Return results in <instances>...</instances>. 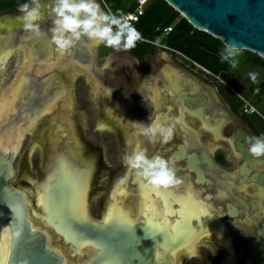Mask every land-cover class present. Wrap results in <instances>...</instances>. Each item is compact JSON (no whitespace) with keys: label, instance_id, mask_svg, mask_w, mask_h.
I'll list each match as a JSON object with an SVG mask.
<instances>
[{"label":"flooded vegetation","instance_id":"af4514ba","mask_svg":"<svg viewBox=\"0 0 264 264\" xmlns=\"http://www.w3.org/2000/svg\"><path fill=\"white\" fill-rule=\"evenodd\" d=\"M152 44L165 50L168 56L161 59L157 65L151 53L138 56L130 49L114 50V54L105 58L103 63L105 65H101L103 69L116 67L119 70L120 76L111 74L109 78L119 85L113 90V96L120 106L125 108V112L121 108L116 110L115 105H109L105 100V93L99 88L98 103L103 113L102 118L100 117L97 122L99 128L96 131L110 134L104 136L105 142L110 150L113 146H117V164L120 165L116 173L109 169L102 174L105 176L101 181L104 185H99L101 191L97 194L98 196L101 194V198L94 200L100 205L99 219L92 217L89 206L90 194L97 191L95 178L93 179L94 168L97 173L103 162L99 145L81 143L78 131L82 154H72L71 158L66 154H59L55 160L50 158L49 164L64 161L76 171L89 169L86 214L91 224L90 228L101 229L107 225L104 220L108 204L113 203V199H110L112 188L118 180L126 177L127 171L132 172L121 163L122 155L139 144L147 148L149 156L172 157L175 160L176 175L181 178V183L175 186V190L170 187V191L180 192L185 196L192 193L201 206L206 205L207 211L219 218L224 228H229L230 242L236 258L234 264H264V155L260 157L251 155L248 152L250 141L247 139L264 134V59L262 62L251 55L238 56L237 67L232 68L227 63L226 67L215 69L196 62L190 65L181 51L175 50L181 54L178 57L177 53L171 51L173 49L163 47L159 42ZM74 47V56L85 62L90 74L91 60L96 46L87 37H82ZM193 63L198 64L205 71L196 68ZM95 65L101 67L94 62L93 68ZM242 67H246L247 70L240 71ZM252 67L255 70L248 69ZM249 72L258 73L255 83L249 77ZM176 75L183 83L186 96L190 98L183 100L181 104L176 101V90H173V86L169 84V80H173L172 77ZM42 100L40 99V107L34 111V114L45 105ZM27 115L30 117L31 111H28ZM152 119L174 123V135L168 143H149L145 136L139 134V125L134 122L147 124ZM66 125L69 127L68 132L73 141L72 135L74 137L76 135L75 126L69 122ZM53 127L54 134L60 135L63 132L62 125ZM76 127L78 130L77 125ZM126 130H131L129 140L124 138L123 132ZM40 141L43 142V139ZM78 158L84 167H80ZM46 161L47 153L45 167L48 164ZM195 166L198 167L197 170L194 169ZM113 176L114 180L109 183ZM127 185L134 195L138 188L137 181ZM43 191L42 181L37 187L40 195H36L35 209H31V214L35 217L39 216L45 227L52 230L72 253L71 241L66 242L48 222ZM36 208L40 211H36ZM243 209L250 217L254 216L256 224L242 217ZM131 218L133 221L129 227L133 229L134 239L137 242L135 250L123 247L124 238L116 235V232L103 230L94 238L100 246L85 244L75 251L78 264H167V261L170 264H205L204 256L206 261L212 262L211 264H224L232 260L230 250L215 232L201 234L191 245H181L180 249H176L174 256L167 254L169 259L165 258L166 255L158 244L157 255L154 258L155 250L147 244L149 238L140 217L137 218V213H134L131 214ZM176 219L177 216L170 217L171 222H175ZM43 232L47 238L48 231ZM166 234L170 235L167 228ZM91 236L92 234L88 233V237ZM251 244L254 245L253 248L250 247ZM222 253L223 259H221ZM85 259L88 260L83 261ZM64 263L67 264L65 260Z\"/></svg>","mask_w":264,"mask_h":264},{"label":"water","instance_id":"95a60500","mask_svg":"<svg viewBox=\"0 0 264 264\" xmlns=\"http://www.w3.org/2000/svg\"><path fill=\"white\" fill-rule=\"evenodd\" d=\"M164 1L182 14L193 28L219 39L225 46L236 43L238 53L246 50L264 59V0ZM114 53L110 46L101 44L94 51L93 61L101 66L105 58ZM14 160L12 154L0 153V228L7 223L10 227L5 264H63L62 256L48 247L46 234L29 222L22 191L8 184ZM48 171L43 179L48 222L66 242L71 241L72 253L85 244L100 246L94 238L103 230L116 232L124 238L123 247L135 250L137 242L129 226L133 221L131 214L137 213L149 238L147 244L155 250L154 258L158 244L169 259L167 254L174 256L181 245H191L201 234L215 232L230 250L232 260L224 264H234L236 260L229 228H224L219 218L209 213L206 205L201 206L192 193L185 196L170 190H154L133 170L127 171L126 177L118 180L110 192L113 203L107 207L104 220L107 225L101 229L90 228L86 214L89 169L76 171L64 161H56L47 165ZM136 181L138 188L133 195L127 184ZM171 216H177L175 222L170 221ZM166 228L171 236H167ZM88 233L92 234L91 238Z\"/></svg>","mask_w":264,"mask_h":264},{"label":"rangeland","instance_id":"374dc122","mask_svg":"<svg viewBox=\"0 0 264 264\" xmlns=\"http://www.w3.org/2000/svg\"><path fill=\"white\" fill-rule=\"evenodd\" d=\"M48 2L49 0H42V3ZM98 2L101 8L106 10L103 1L98 0ZM149 2L150 0L145 1V7ZM43 11L45 18L39 21V23L45 35L41 36H36L23 28L22 22L18 19L21 15L19 10L0 13V45L5 44L0 51V150L2 153H6L14 148V170L8 184L24 193L28 220L32 223L33 227L48 231L47 242L49 247L61 254L67 264H78V256L69 252L67 245L54 235L52 230L45 227L41 219L38 218L39 216L35 217L31 214V209H35L34 200L36 195H40V192H37V187L48 173L47 165H49L50 158H54L53 160H55L59 154H66L70 158L71 156L73 157L72 154H82L80 142L99 145L103 162L97 173L96 168H94L93 179L95 178L94 183L97 191L90 194L89 197L92 217L99 219L101 216L100 205L95 203L94 200L101 195L98 196L97 194L101 191L100 186L104 185L101 181L105 176H102V174L108 172L109 169H112L116 173L120 167L117 164V146H113L112 150H110L105 142L104 136H110V134L96 131L99 128L97 122L100 117L102 118L101 115L103 113L98 103L99 90L101 89L102 93H105L106 102L109 105H115L116 110L123 109L125 112V108L120 106L113 96V90L119 85L113 82L112 78H109L111 74L120 76L119 70L116 67L103 69L102 66L97 67L95 65L93 71L89 74L85 62L80 61L74 56V46L64 53L58 52L49 39L51 35L48 32V28L51 26L49 9L45 8ZM182 18H184L183 15L178 12V18L174 24ZM11 36L12 38L9 39ZM162 38L163 36L158 38L157 42L177 47V43H172L170 38L161 40ZM28 42L30 44L36 43L38 46L43 44V53L39 54L40 57H38L35 65L31 63L32 52ZM200 43L196 44L200 49L188 50L186 48L182 52L190 65H192V62L204 66L208 64L203 52L208 51L209 48L206 47V44L205 46L202 42ZM47 46L50 48V53L45 55L44 48L47 50ZM171 51L177 53L174 49ZM249 52L246 50L242 51L238 56L249 55ZM179 54L177 53L176 55L180 57ZM151 55L153 56V60L156 61V65L159 64L161 59L168 57L166 56V51L161 49L155 50ZM208 66L210 65L208 64ZM248 69L255 70L254 67ZM245 70H247L246 67L240 68V71ZM176 77H172L173 80L170 79L169 84L173 86V90H176V101L181 104L184 102L183 100H190V98L186 96L180 78ZM40 99L45 105L40 108L39 112L34 114V111L40 107ZM139 102L142 103L141 101ZM28 111H31L30 117L27 115ZM30 120L32 123H30ZM68 122L74 125L76 129L75 131L73 128L76 133L75 137L72 135L74 133L71 134L74 138L73 141L70 134H68L69 127L66 125ZM59 124L63 126V132L60 135L54 134L52 127ZM76 125L78 126V130ZM129 131L131 130L123 132L126 140L130 138ZM40 139H43V142ZM5 149L7 150L5 151ZM46 153V162L48 164L45 167ZM98 154L101 155V153ZM79 163L81 168L82 166L84 167V164L80 160ZM197 168V166L194 167L195 170ZM24 174L25 176H23ZM113 180L114 176L109 183ZM171 188L175 190V186ZM171 188L168 190H171ZM177 194H180V192ZM36 211H40V209L36 208ZM241 214L242 217L253 222V224L257 223L254 220V216L250 217L244 209L241 210ZM257 227L260 228L259 226ZM259 230L262 231L263 229ZM260 234L262 233L260 232ZM250 247L253 248L254 245L251 244ZM201 253L203 255V250ZM223 257L224 254L222 253L221 259ZM204 262L205 264L212 263L206 261L205 256Z\"/></svg>","mask_w":264,"mask_h":264},{"label":"clouds","instance_id":"9594fccd","mask_svg":"<svg viewBox=\"0 0 264 264\" xmlns=\"http://www.w3.org/2000/svg\"><path fill=\"white\" fill-rule=\"evenodd\" d=\"M45 8L49 9L51 17L49 39L60 53L70 50L82 37H87L96 47L104 44L115 51L132 49L137 41L143 39L140 31L127 18L102 9L98 0H49L48 3L31 0V4L22 3L19 5L21 15L18 19L23 28L36 36L43 35L39 21L45 18ZM238 55L236 43L226 45L219 52L221 61L232 68L239 63ZM248 75L254 83L257 81L258 73L249 72ZM134 123L139 125V134L145 136L149 143L166 144L173 138V122L152 119L147 124ZM247 139L250 141L248 152L251 155H264V134ZM147 151L146 147L136 144L130 152L122 155L121 163L154 190L179 185L181 178L176 175L175 160L161 155L149 156ZM145 222L148 223L147 220Z\"/></svg>","mask_w":264,"mask_h":264},{"label":"trees","instance_id":"16d2710c","mask_svg":"<svg viewBox=\"0 0 264 264\" xmlns=\"http://www.w3.org/2000/svg\"><path fill=\"white\" fill-rule=\"evenodd\" d=\"M107 11L122 16L125 13H133L138 8V0H102ZM31 3V0H0V13L13 12L19 10L22 3ZM178 18V12L169 6L164 0H150L138 20L133 23L142 34L143 39L137 41L136 46L130 49L134 54L142 56L146 53H153L159 48L152 43L163 36L161 40L171 39L172 43H177V47L159 43L161 46L183 52L186 48L196 50L200 49L196 44L202 42L209 48L204 51L205 58L210 68L221 69L226 67L227 62L221 61L219 52L225 47L223 43L211 35L193 28L185 18ZM171 27L170 32L164 33V30ZM164 33V34H163ZM204 46V47H205ZM202 47V48H204ZM201 48V49H202ZM251 56L263 62L257 54L249 52ZM247 55V54H246Z\"/></svg>","mask_w":264,"mask_h":264},{"label":"bare ground","instance_id":"6f19581e","mask_svg":"<svg viewBox=\"0 0 264 264\" xmlns=\"http://www.w3.org/2000/svg\"><path fill=\"white\" fill-rule=\"evenodd\" d=\"M45 35V34H44ZM12 38V36L9 38V39H11ZM44 38V37H43ZM32 39V38H31ZM37 39V38H36ZM42 40V39H41ZM48 41V40H47ZM30 42V41H29ZM28 42V45H29V48L31 49V56H32V59H31V63H32V65H35V63L37 62V60H38V57H40L39 56V54H42L43 52H42V50H43V44H41V45H37L36 43H32V44H30ZM31 42H32V40H31ZM5 44H2V45H0V51H1V48H2V46H4ZM49 46H47V50H45V48H44V54L45 55H47V54H49L50 52H49ZM96 49V48H95ZM95 51V50H94ZM47 52V53H46ZM94 54V53H93ZM47 57V56H46ZM93 64H94V61H93V57H92V60H91V65H92V67H91V69L92 70H90V72H92L93 71ZM22 96V95H21ZM23 97V96H22ZM21 97V98H22ZM35 97V96H34ZM31 98V97H30ZM14 99V98H13ZM34 99V98H33ZM24 103V102H23ZM26 103V102H25ZM69 134V133H68ZM0 153H2L1 151H0ZM8 153H10V154H12L13 155V157H14V148L13 149H11V150H9L8 152H6V153H2V154H8ZM72 164V163H71ZM79 170V169H78ZM11 173H12V170H11ZM11 173H10V176H11ZM39 202H40V200H39ZM30 222V221H29ZM33 228H35V227H33ZM35 229H38V228H35ZM9 244H10V227H9V224L7 223V224H4L1 228H0V257L2 258L1 259V261H2V264H5V261H6V256H7V254H8V250H9ZM52 249V248H51ZM54 250V249H53ZM74 250V249H73ZM56 251V250H55ZM57 252V251H56ZM74 254H76L75 252H74ZM61 255V254H60ZM62 256V255H61ZM63 258V257H62ZM63 264H65L64 263V258H63Z\"/></svg>","mask_w":264,"mask_h":264},{"label":"built area","instance_id":"2783aa9c","mask_svg":"<svg viewBox=\"0 0 264 264\" xmlns=\"http://www.w3.org/2000/svg\"><path fill=\"white\" fill-rule=\"evenodd\" d=\"M145 1L146 0H140V1H138L139 2V5H138V8L136 9L135 12H133V13H125L122 16L125 17V18H127L133 24L134 22H136L138 20L139 16H141V14L143 13ZM170 30H171V27H168V28H166L164 30V33H168V32H170ZM179 55H181V54H179ZM194 65L197 68L201 69L202 71H205L198 64L194 63Z\"/></svg>","mask_w":264,"mask_h":264}]
</instances>
